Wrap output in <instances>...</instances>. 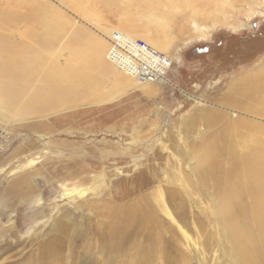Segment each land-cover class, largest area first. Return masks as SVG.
Masks as SVG:
<instances>
[{"label": "rangeland", "instance_id": "obj_1", "mask_svg": "<svg viewBox=\"0 0 264 264\" xmlns=\"http://www.w3.org/2000/svg\"><path fill=\"white\" fill-rule=\"evenodd\" d=\"M23 1L49 22L35 44L37 84L71 92L58 99L66 109L39 114L0 104V264H34L60 219L69 229L56 264H237L195 151L264 139L255 103L224 100H245L235 83L264 67V0ZM126 24L167 42L168 83H140L107 60L114 31L139 38ZM29 26L0 35L29 42ZM142 215L150 229L136 235ZM119 219L130 222L107 236Z\"/></svg>", "mask_w": 264, "mask_h": 264}, {"label": "bare ground", "instance_id": "obj_2", "mask_svg": "<svg viewBox=\"0 0 264 264\" xmlns=\"http://www.w3.org/2000/svg\"><path fill=\"white\" fill-rule=\"evenodd\" d=\"M14 9L20 10L19 13L10 15L9 11ZM41 9L33 2L0 0L1 27L13 28L18 22L30 25L26 31L23 30L25 33H22L29 42L14 43L9 38L0 35V104L7 111L39 114L54 106L66 109L58 99L66 97L71 92L67 89L68 87L56 86L54 88L51 85L52 81L47 77L44 80L45 85L37 84L39 77L37 52L39 49L36 51L35 44L38 41L40 44H44L39 38V30H42L44 26L47 27L46 25L49 23ZM137 26L126 24L123 29L132 31L134 37L144 39L158 51L167 50L166 41L156 34L150 36L146 33L145 27ZM127 37L130 38V36ZM45 49L47 48L45 47ZM97 51H99V46H97ZM53 77L57 81L59 76L54 74ZM70 79L73 81L75 77L71 76ZM235 87L243 88L245 100L238 97L239 93L234 96L226 95L224 100L227 104L247 105L251 102L259 107V112H264V67L249 75L247 79L236 82ZM26 95V101L20 103L19 100ZM66 105L68 107L69 104ZM237 109H240L239 106ZM211 114L210 116H212ZM217 115L219 116L218 113ZM220 117H222L221 114ZM217 119L216 117V121ZM230 129L232 131V128ZM261 138L252 139V143L247 145L243 152L237 149V145L233 141H226L228 143L222 149H215L207 145L203 148L202 153L195 151L199 180L203 183L211 180L213 183V200L217 206V215L232 245L237 264H264V139ZM198 143L202 142L198 141ZM32 162L30 160L27 164ZM129 222L127 219H119L117 223L107 225L106 235L117 236ZM137 224L136 235L150 227V219L142 215L137 219ZM68 225L61 219L56 223L55 235L42 246V251L34 259V264L35 260L38 264H56L52 249L64 240L69 229ZM150 234L147 235V242L153 243V236ZM81 264H88L87 259Z\"/></svg>", "mask_w": 264, "mask_h": 264}, {"label": "built area", "instance_id": "obj_3", "mask_svg": "<svg viewBox=\"0 0 264 264\" xmlns=\"http://www.w3.org/2000/svg\"><path fill=\"white\" fill-rule=\"evenodd\" d=\"M107 60L138 82L168 83L173 66L170 55L158 51L139 38L114 31L108 39Z\"/></svg>", "mask_w": 264, "mask_h": 264}]
</instances>
